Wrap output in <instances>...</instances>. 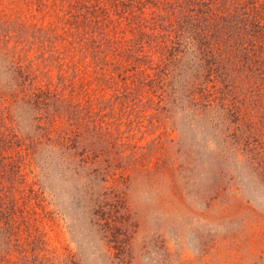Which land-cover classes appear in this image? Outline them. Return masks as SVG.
Returning a JSON list of instances; mask_svg holds the SVG:
<instances>
[{"label":"rangeland","instance_id":"obj_1","mask_svg":"<svg viewBox=\"0 0 264 264\" xmlns=\"http://www.w3.org/2000/svg\"><path fill=\"white\" fill-rule=\"evenodd\" d=\"M53 3L0 0V200L37 209L0 232V264H264V92L237 91L236 120L182 77L162 92L129 71L108 87L55 59ZM36 90L54 98L36 109Z\"/></svg>","mask_w":264,"mask_h":264},{"label":"trees","instance_id":"obj_2","mask_svg":"<svg viewBox=\"0 0 264 264\" xmlns=\"http://www.w3.org/2000/svg\"><path fill=\"white\" fill-rule=\"evenodd\" d=\"M53 5L56 28L44 34L51 41L60 40L62 51L55 59L82 67V73L90 67L108 87L117 88L115 75L125 85L129 71L162 92L170 77H182L188 90L207 93L236 120L244 118L236 92L248 91L251 102L264 92V0H54ZM146 41L156 46L145 47ZM189 54L195 57L191 63ZM146 64L151 68H144ZM33 98L38 109L54 95L36 90ZM55 124L52 120L53 128ZM36 129L50 139L48 123H39ZM67 134L59 135L60 144L71 157H80L79 163L91 164L88 155L77 152V135ZM14 138L23 148L26 141ZM11 147L8 142L2 149ZM19 200L9 204L0 200V232L18 236L22 228L32 227L30 216L37 209Z\"/></svg>","mask_w":264,"mask_h":264}]
</instances>
